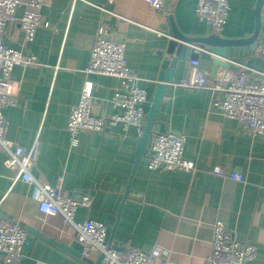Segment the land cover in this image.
<instances>
[{
	"label": "crops",
	"instance_id": "obj_1",
	"mask_svg": "<svg viewBox=\"0 0 264 264\" xmlns=\"http://www.w3.org/2000/svg\"><path fill=\"white\" fill-rule=\"evenodd\" d=\"M226 1V24L216 35L224 40L250 38L257 0ZM162 2L163 8L154 10L144 0H45L42 25L27 44L18 23H7L2 45L33 56L35 63L15 66L9 75L15 105L2 109L5 138L24 150H36L31 176L39 183L73 198L89 195L91 206L79 207L74 221L102 223L108 241L121 252L159 248L167 251L168 264H208L212 226L221 222L235 239L256 247L254 260L245 264H264V137L243 130L213 107L223 98L221 91L178 86L194 72L205 73L214 83L222 72H236L235 63L260 70L264 5L254 43L227 47L222 59L210 48L201 52L198 45L190 46L197 54L196 64L178 62L167 83L151 132L184 135L183 158L193 162L194 170H150L147 142L132 173L140 138L134 127L80 133L75 143L67 132L70 110L78 103L85 80L94 85L92 112L100 116L114 112L110 100L119 80L85 72L100 25L125 42L127 64L150 104L164 59L160 52L170 40L168 18L184 36L214 35L195 15L197 0ZM21 14L18 8L15 17ZM216 59L226 66L217 67L212 76ZM149 109L144 106L145 116ZM7 156L0 147V222L17 220L27 234L17 264H87L82 255L57 245L81 254L72 226L61 215L41 214L33 185L15 181L17 170L3 167ZM215 166L226 175L213 174ZM232 172L242 181L232 180ZM86 258L100 264L96 253Z\"/></svg>",
	"mask_w": 264,
	"mask_h": 264
},
{
	"label": "built area",
	"instance_id": "obj_2",
	"mask_svg": "<svg viewBox=\"0 0 264 264\" xmlns=\"http://www.w3.org/2000/svg\"><path fill=\"white\" fill-rule=\"evenodd\" d=\"M154 10L163 8L162 0H144ZM45 0H0V147L8 154L2 165L6 169L17 170L14 179L33 185L34 196L38 201V210L45 216L61 215L64 222L71 225L75 238L82 246L81 255L96 253L101 258L100 264H168L167 251L154 248L146 251L131 248L119 251L108 242L105 225L98 221H74L79 207L89 208L92 204L87 194L77 198L61 194L48 184H41L31 176L36 159V150H24L14 146L5 138L6 124L2 109L14 106V88L9 75L15 66H30L35 63L33 56L6 48L1 43L5 26L17 22L23 34L24 43L31 42L39 26L42 25L41 9ZM22 8L19 18L15 11ZM229 6L226 0H197L195 15L206 22L214 34H220L226 24ZM46 26V24H44ZM125 42L115 40L105 25H100L95 34L90 52V61L85 69L87 74L111 76L119 80V86L111 97L110 104L114 112L107 116L92 112L94 104V85L85 80L82 85L78 103L71 108L67 132L73 143L80 133H103L120 125L123 130L134 127L137 135L142 136L145 126L144 106L147 94L138 86V78L129 68L125 58ZM198 51H204L197 48ZM262 66L252 70L244 64L235 63L237 71H224L209 83L205 73L194 72L178 86L219 90L223 98L213 102L225 118L239 122L241 128L252 134L264 137V48H260ZM196 64V61H191ZM257 77V81L253 78ZM186 137L182 134L152 133L148 139V168L150 170H194L193 162L183 158ZM212 173L224 177L222 168L215 166ZM230 178L242 181L237 172L230 173ZM27 244V234L17 220L0 222V264H17L21 250ZM256 247L241 242L226 230L221 222L212 226V240L208 264H245L254 260Z\"/></svg>",
	"mask_w": 264,
	"mask_h": 264
},
{
	"label": "water",
	"instance_id": "obj_3",
	"mask_svg": "<svg viewBox=\"0 0 264 264\" xmlns=\"http://www.w3.org/2000/svg\"><path fill=\"white\" fill-rule=\"evenodd\" d=\"M264 5V0H257L255 6V27L254 31L250 38L248 39H238V40H224L220 36L214 34L210 35L206 38H199V37H187L184 36L177 28L175 23L173 22V18L170 16L169 20V36L170 40L164 47V50L160 52V55L164 56V59L161 64V71L158 76L159 84L157 85L156 94L150 103H146L145 105L149 106V112L145 116V126L143 128L142 136L136 141L137 142V149H136V158L134 162L133 172L135 171L139 161L144 156V153L147 150V142L151 135V127L155 121V117L159 108V105L162 101L164 93L167 88V83L172 82L173 80V69L175 68L178 62L190 60L194 61L197 58V54H194L193 49L190 46H197V48L203 49L206 47L207 49H212V52L222 59L225 57V50L227 47L241 45V44H249L254 43L259 35L260 27H261V12ZM216 59L214 61L215 67L212 71V76L215 75L217 67H225L226 65L221 60ZM113 232H111L112 234ZM52 242V240H50ZM110 244V241H108ZM59 247L69 251L70 253H76V255L81 256L78 252L73 251L72 249L64 246L63 244H57ZM83 260L87 264H93L87 258H83ZM98 260L100 261L101 258L99 257Z\"/></svg>",
	"mask_w": 264,
	"mask_h": 264
}]
</instances>
